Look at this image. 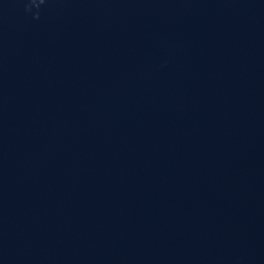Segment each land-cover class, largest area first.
I'll list each match as a JSON object with an SVG mask.
<instances>
[{"label":"water","instance_id":"1","mask_svg":"<svg viewBox=\"0 0 264 264\" xmlns=\"http://www.w3.org/2000/svg\"><path fill=\"white\" fill-rule=\"evenodd\" d=\"M110 264H264V0H222Z\"/></svg>","mask_w":264,"mask_h":264}]
</instances>
